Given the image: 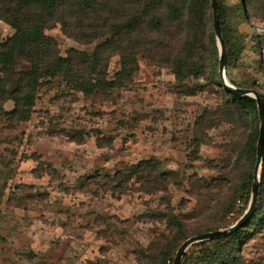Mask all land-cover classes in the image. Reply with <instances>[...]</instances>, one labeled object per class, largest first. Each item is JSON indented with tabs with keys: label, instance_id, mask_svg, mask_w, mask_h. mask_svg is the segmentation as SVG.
I'll list each match as a JSON object with an SVG mask.
<instances>
[{
	"label": "rangeland",
	"instance_id": "374dc122",
	"mask_svg": "<svg viewBox=\"0 0 264 264\" xmlns=\"http://www.w3.org/2000/svg\"><path fill=\"white\" fill-rule=\"evenodd\" d=\"M243 2L218 0L223 35L233 53L230 60L226 56L225 78L264 94V19L255 10L257 5L264 9V0ZM13 33L10 23L0 20V40ZM44 33L56 40L62 56L70 48L90 53L101 41L77 42L59 25ZM215 44L218 66L216 38ZM119 65L118 55L109 59L108 79ZM28 67H9L3 74L9 88ZM184 83L170 69L139 57L127 89L87 96L63 85L42 86L26 121L7 116L4 111L13 103L5 102L0 111V264H172L185 239L209 227L233 225L251 197L252 178L245 174L255 161L247 152V136L256 137V149L259 119L248 117V131L238 118L247 109L232 104L221 87L195 77ZM142 161L155 162L157 174L173 170L179 175L163 190L154 186V173L144 185L136 176L121 180L116 175ZM195 177L212 187L209 195L195 193L189 185ZM259 178L253 222L232 239L190 245L180 264H264L262 166ZM171 216L184 232L176 243ZM219 245L227 247V255L211 261Z\"/></svg>",
	"mask_w": 264,
	"mask_h": 264
},
{
	"label": "trees",
	"instance_id": "16d2710c",
	"mask_svg": "<svg viewBox=\"0 0 264 264\" xmlns=\"http://www.w3.org/2000/svg\"><path fill=\"white\" fill-rule=\"evenodd\" d=\"M255 10L264 19V9L261 10L257 5ZM218 14L226 56L230 60L233 53L228 47L230 40L223 35L224 16L221 8ZM0 20L9 22L14 29L10 37L0 40V111H3L5 102L11 101L12 109L4 113L17 121L30 118L37 92L42 86L63 85L87 96L127 89L138 71L139 57L151 65L170 69L175 79L183 85L189 77L212 81L222 88L224 95L233 101L232 104L247 109L240 112L238 118L244 121L248 131L251 127L248 117L254 114L257 121L258 110L254 98L236 96L222 87L209 0H0ZM56 25L77 42L101 41L90 53L70 48L62 56L58 52L56 40L44 33L46 29ZM114 55L119 56L120 67L113 78L108 79L109 59ZM23 63L29 65L28 69L19 71L15 86L9 88L3 74L8 73L9 67ZM237 86L255 89L252 85ZM258 93L264 102V94ZM248 136L247 152L254 162L256 149L253 141L256 137L249 136V139ZM253 169L245 174L248 180L252 178ZM153 173L156 183L154 186L158 190L165 189L171 183L170 177L179 175L178 171L173 170L157 174V166L151 161L127 166L116 175L121 180L136 176L144 185L149 184L147 181L152 180ZM262 178L264 180V158ZM191 184L196 194L209 195L208 191L212 189L198 177L193 182L189 178V185ZM244 201L247 202L245 199ZM226 203L227 201L222 202L221 205ZM253 215L236 231L219 239L235 237L253 222ZM171 217L177 228L174 238L176 243L184 232L180 229L182 223L179 219ZM217 229L219 226L212 230L209 227L205 232ZM223 245H219L218 254L209 255L211 261L225 259L227 247ZM172 261L171 257L170 262Z\"/></svg>",
	"mask_w": 264,
	"mask_h": 264
},
{
	"label": "water",
	"instance_id": "95a60500",
	"mask_svg": "<svg viewBox=\"0 0 264 264\" xmlns=\"http://www.w3.org/2000/svg\"><path fill=\"white\" fill-rule=\"evenodd\" d=\"M211 11H212V21H213V32L216 38L217 47H218V75L221 81L222 87L226 92L232 93L236 96H250L255 99L257 110H258V119H259V131L257 137V144H256V160L253 169L252 175V188H251V197L248 204L247 209L245 210L244 214L229 228L227 229H217L201 234L194 235L192 237L187 238L184 240L178 249L176 250L175 256L173 258L172 264H180L181 259L186 252L187 248L197 242H202L206 240H214L218 238H224L231 234L232 232L236 231L242 225H244L252 216L257 200H258V193H259V185H260V178H259V170L263 163V154H264V102L261 98L260 94L252 88H242L236 87L232 84L228 83L225 78V62H226V51L224 46V41L221 35L220 27H219V19H218V3L217 0H209Z\"/></svg>",
	"mask_w": 264,
	"mask_h": 264
}]
</instances>
